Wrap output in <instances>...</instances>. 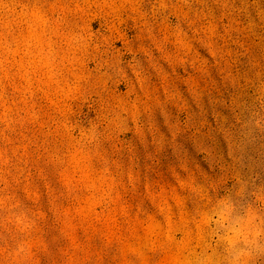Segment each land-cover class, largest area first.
<instances>
[{"label": "rangeland", "instance_id": "rangeland-1", "mask_svg": "<svg viewBox=\"0 0 264 264\" xmlns=\"http://www.w3.org/2000/svg\"><path fill=\"white\" fill-rule=\"evenodd\" d=\"M237 233L264 264V0H0V264H232Z\"/></svg>", "mask_w": 264, "mask_h": 264}, {"label": "clouds", "instance_id": "clouds-1", "mask_svg": "<svg viewBox=\"0 0 264 264\" xmlns=\"http://www.w3.org/2000/svg\"><path fill=\"white\" fill-rule=\"evenodd\" d=\"M226 216V214H225ZM262 233H254L255 237H260ZM228 246V249H238L232 264H239L241 258H250L252 248L255 244L254 239H250L248 235L237 233L236 235H227L223 238Z\"/></svg>", "mask_w": 264, "mask_h": 264}]
</instances>
